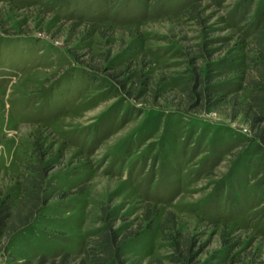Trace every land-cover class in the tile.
<instances>
[{
  "label": "rangeland",
  "instance_id": "obj_1",
  "mask_svg": "<svg viewBox=\"0 0 264 264\" xmlns=\"http://www.w3.org/2000/svg\"><path fill=\"white\" fill-rule=\"evenodd\" d=\"M42 169L0 264H264V0H0L14 213Z\"/></svg>",
  "mask_w": 264,
  "mask_h": 264
},
{
  "label": "trees",
  "instance_id": "obj_2",
  "mask_svg": "<svg viewBox=\"0 0 264 264\" xmlns=\"http://www.w3.org/2000/svg\"><path fill=\"white\" fill-rule=\"evenodd\" d=\"M48 171V169L43 171L36 170L26 176L25 183L22 186L20 205L16 208L15 213L13 212L11 196L8 194L5 196L0 191V239L11 225L13 226V232L28 227L45 206L47 202L44 196L46 189L44 188V183L48 177ZM105 244L108 243L106 242ZM106 250L111 256L113 255V249L111 250L109 246H107ZM99 263L106 264V262Z\"/></svg>",
  "mask_w": 264,
  "mask_h": 264
}]
</instances>
